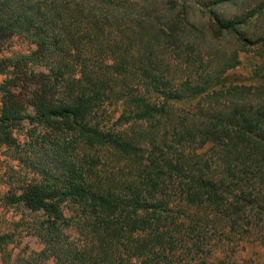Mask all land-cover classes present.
Wrapping results in <instances>:
<instances>
[{"label":"trees","instance_id":"trees-1","mask_svg":"<svg viewBox=\"0 0 264 264\" xmlns=\"http://www.w3.org/2000/svg\"><path fill=\"white\" fill-rule=\"evenodd\" d=\"M196 1L240 50L209 57L185 9L155 20L149 0H0V148L33 174L2 198L43 212L57 264H253L227 250L264 246V0ZM15 38L36 48L5 56Z\"/></svg>","mask_w":264,"mask_h":264},{"label":"rangeland","instance_id":"rangeland-1","mask_svg":"<svg viewBox=\"0 0 264 264\" xmlns=\"http://www.w3.org/2000/svg\"><path fill=\"white\" fill-rule=\"evenodd\" d=\"M144 1V0H140ZM152 3L153 19L156 16L176 17L182 9L187 12V19L199 29L201 38H196L197 47L206 51L209 57L214 56L223 59L231 52L240 50V46L232 39H213L212 19L210 15L196 0H149ZM206 1L211 7L217 9L225 17H232L241 14L243 10L254 6L258 0H236L224 1L215 4L217 0ZM154 8V9H153ZM156 22V21H155ZM161 23V22H160ZM160 26L158 22L154 23ZM252 33L264 31V20L255 22L250 28ZM195 35V37H196ZM202 46V47H201ZM36 48V45L25 38H15L12 45L4 52L5 56H13L19 53H27ZM241 63L233 71L246 80L251 77L259 56L256 48H248L240 51ZM217 62V61H216ZM213 64V63H212ZM215 65V64H213ZM2 95L0 92V106ZM34 127L29 122L16 133L19 139L24 142L28 138V133ZM37 132L42 131V127L36 128ZM32 172L25 162H20L12 156V152L6 147L0 148V235H13L14 241L10 243L4 251L0 250V264H57L53 257L45 252L43 241L33 234L32 227L44 218L43 212H34L24 205H10L2 198L10 191H21L27 179L32 177ZM68 208V207H67ZM69 211V209H67ZM225 247L220 248V255H225ZM227 253L236 258L247 259L253 264H264V246L253 243H243L235 246L234 250H227Z\"/></svg>","mask_w":264,"mask_h":264}]
</instances>
